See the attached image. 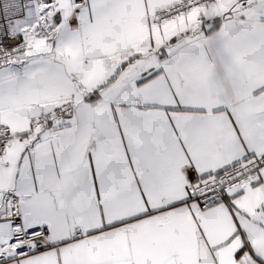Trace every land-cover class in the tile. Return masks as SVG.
Returning a JSON list of instances; mask_svg holds the SVG:
<instances>
[{"label": "crops", "instance_id": "obj_1", "mask_svg": "<svg viewBox=\"0 0 264 264\" xmlns=\"http://www.w3.org/2000/svg\"><path fill=\"white\" fill-rule=\"evenodd\" d=\"M177 1L55 0L17 28L57 30L0 67V124L14 132L0 155V251L13 245L10 195L55 244L2 264H264V168L208 209L189 198L264 153V0L154 21ZM70 94L67 124L30 131Z\"/></svg>", "mask_w": 264, "mask_h": 264}, {"label": "built area", "instance_id": "obj_2", "mask_svg": "<svg viewBox=\"0 0 264 264\" xmlns=\"http://www.w3.org/2000/svg\"><path fill=\"white\" fill-rule=\"evenodd\" d=\"M50 1L55 0H0V67L21 61L35 49L34 40L43 41L47 45L55 42L57 27L50 21L42 23L32 38H25L18 33L20 28L34 27L38 22L37 11L46 7ZM69 1L81 6L88 0ZM217 2L219 0H178L168 7L157 9L153 19L159 23L174 21L204 7H212ZM76 102V95L70 94L57 105L45 107L39 114L30 117V131H40L53 124H67L74 113ZM12 130L11 126L0 124V155H5L11 147L14 138ZM263 168L264 153L233 163L223 172L192 184L189 198L196 201L202 209H208L223 201L230 190L255 182ZM2 195L0 194V205L4 202ZM8 204L9 235L13 245L0 251V264L26 258L53 247L55 243L49 226H26L19 209V199L10 195ZM74 232L76 238L84 234L80 229Z\"/></svg>", "mask_w": 264, "mask_h": 264}, {"label": "water", "instance_id": "obj_3", "mask_svg": "<svg viewBox=\"0 0 264 264\" xmlns=\"http://www.w3.org/2000/svg\"><path fill=\"white\" fill-rule=\"evenodd\" d=\"M254 0H249V1H244V2H241L239 5H237L236 7L238 8V9H240V8H244L245 6H248L249 4H251L252 2H253ZM236 8V9H237Z\"/></svg>", "mask_w": 264, "mask_h": 264}]
</instances>
